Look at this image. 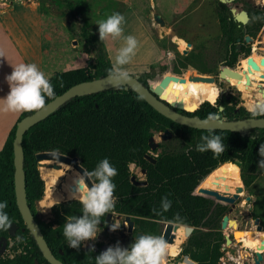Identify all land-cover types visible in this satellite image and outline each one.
Returning <instances> with one entry per match:
<instances>
[{"label":"trees","instance_id":"16d2710c","mask_svg":"<svg viewBox=\"0 0 264 264\" xmlns=\"http://www.w3.org/2000/svg\"><path fill=\"white\" fill-rule=\"evenodd\" d=\"M67 7L74 12L75 7L71 5ZM219 8L217 18L220 37L227 50L224 66L233 68L240 54L236 51V39L241 37V28L233 20L225 5L220 4ZM257 10L259 13L257 17H260L257 27L258 31L263 33L262 40H264V11ZM88 29V23L84 22L82 34L94 39V34ZM248 53L249 51L246 55ZM250 58L257 66H261V58L254 56ZM189 59L190 57L186 56L183 61H189ZM111 67L110 62L99 53L94 63L86 69L70 70L54 75L49 82L54 88L55 96L45 97L46 104L73 85L108 75ZM146 75L144 73L143 77H139V81L145 87L149 85L163 100L175 107H187L188 110L193 106L182 104L183 93L177 82L172 81L169 85L168 78L149 81L146 80ZM175 111L190 117L198 116L200 119H205L209 113H216L226 121L264 118V116H253L243 107H238L237 99L229 95L219 96L214 104L202 103L194 113H186L177 109ZM31 113L20 114L0 150V202L7 201L8 207L5 211L12 224L18 226L16 235L22 238V242H25L32 256L31 258L26 256L23 264H32L34 258L37 261L42 259L38 247L28 230L25 229L18 212L13 186L12 142L14 132L16 124ZM166 130L170 132L171 138L158 145L161 152L156 163L150 165L144 160L149 139L153 136V132H165ZM261 132L264 130L251 129L245 133H232L218 130L204 131L181 126L158 114L137 94L130 89L125 90L122 86L75 97L60 106L49 117L34 125L23 136L26 201L53 255L63 264H87L86 260L91 251L69 248L63 236L65 220L76 217L82 209L81 203L77 201L78 198L53 205L51 212L54 218L50 223L42 222L36 216L35 205L43 197L44 185L40 179L35 155L39 152H58L69 157H77L87 172L95 170L97 165L107 158L110 164L117 169L118 174L113 178V183L116 185L114 197L119 199L120 204H123L126 214L143 217L151 222H169L212 230L210 232L194 231L188 243L198 244L199 241L195 237L221 236L216 229L219 227L224 211L218 207L212 210V201L194 194L193 191L204 178L199 189L207 190L216 185L220 179L215 177V169L219 165L233 163L237 159H251L254 156L252 149L255 147L252 142L264 139L263 136L258 137L257 135ZM205 135H220L224 144V152L216 156L210 151L205 153L196 151V146L202 142L201 137ZM128 163H136L147 169L146 186H134L133 190L130 189ZM73 174L77 181V174ZM163 197L171 201V207L167 212L161 208ZM153 209L156 211L154 212ZM155 224L157 225L158 222ZM8 236V231L0 230V238ZM185 251L191 250L187 248ZM204 251L217 252L218 249H205ZM42 261L45 262L44 259Z\"/></svg>","mask_w":264,"mask_h":264},{"label":"rangeland","instance_id":"374dc122","mask_svg":"<svg viewBox=\"0 0 264 264\" xmlns=\"http://www.w3.org/2000/svg\"><path fill=\"white\" fill-rule=\"evenodd\" d=\"M14 1L15 31L13 32L11 26L9 30L13 32L15 44L28 64H36L45 73L48 80L56 74L88 68L94 63L99 53L112 65L119 48L124 45L123 37L128 35L136 37L138 47L131 63L125 66L126 70H147L129 74L143 77L142 75L146 73V80L149 81L168 78L169 85L174 76L184 77V84L177 82L182 93L183 90L186 91V82L189 81L190 75L217 78L227 57L224 41L220 37L217 18L220 12V3L217 0H55L58 14L56 19L53 18L54 26L52 28L45 25L46 20H38L37 11L26 9L18 4L19 2L30 4V1L33 0H0V3ZM40 2L44 3L45 0H40ZM69 5L75 7L74 12L67 7ZM223 5L229 11L233 9L235 14L243 11L252 19L250 21L252 26H256L259 22L258 19H254L259 14L257 9L264 11V0H234L232 3L228 2ZM117 12L125 17V22L122 25L123 36L116 40L108 38L103 42L100 41L98 22ZM78 14L79 16H77ZM153 15H158L162 19L163 27L154 22ZM231 15L233 17V14ZM0 20L3 24H9L6 17H0ZM84 22L88 23V30L94 34V39L89 35L82 34ZM77 27L80 29L78 30ZM247 33L252 35V32L247 31ZM175 38L186 42L184 49L179 48ZM254 47L257 50H250L247 58L251 56L264 58V50L260 51L259 45H254ZM186 56L190 57L189 61H183ZM241 59L242 56L238 58L234 70H238L239 66L237 65ZM247 65L245 60L241 61L243 70ZM263 74L264 71L261 70L253 71L250 76H255V80L253 85L251 84V89L245 92H239L240 90L226 81H217L211 84L217 86L221 91L219 96L232 95L237 99L239 105L252 112L253 105L264 102V78H259ZM165 140L167 138L164 132H153L152 141L148 145L145 155L154 157L160 150L158 145ZM153 147L155 148L152 149ZM40 161L45 162L44 170L39 167ZM40 161L36 163L40 179L43 181L44 193L40 199L41 202L36 203L35 209L37 218L46 223L50 219L49 210L53 205L77 200L70 198L69 193L73 192L71 189L76 186L73 173L77 176L79 173L71 165L57 161ZM137 180L144 181L145 173L140 172ZM226 180L222 181L231 184ZM135 182L132 181L130 189L133 190ZM135 189L137 190V188ZM230 191L233 192V190ZM194 194L202 195L199 193V186ZM62 197L64 200H59ZM255 216H258L257 213L226 211L220 222L221 235L225 237L233 235L240 238L237 231L245 232L248 234L246 243L253 246L254 241L250 235L254 234L258 239V232L255 231L252 222ZM262 219L264 222V213H262ZM233 223L237 226L236 228H232ZM173 228H175L174 232L177 228H182L185 235L180 240H176L185 241L188 237L185 229L176 225ZM262 230L264 231V227ZM103 241L105 244L108 243L106 239ZM177 241L173 240L171 243H167L175 247L170 248L171 251L167 248L166 251L175 252L179 247ZM82 244L85 245L86 241ZM249 253V257L252 258L253 251Z\"/></svg>","mask_w":264,"mask_h":264},{"label":"clouds","instance_id":"9594fccd","mask_svg":"<svg viewBox=\"0 0 264 264\" xmlns=\"http://www.w3.org/2000/svg\"><path fill=\"white\" fill-rule=\"evenodd\" d=\"M254 19H260L255 17ZM125 17L120 13H113L105 20L98 22V32L100 41L108 38L113 40L123 36V23ZM124 45L119 48L112 67L109 69L108 78L114 85H119L128 78V71L125 66L131 63L138 47L135 36L123 37ZM0 57L3 53L0 52ZM12 72L5 77L9 85L8 95L0 99V110L4 112L23 113L35 112L43 109L46 99L55 96L54 88L47 79L45 73L34 63H20L11 66ZM253 116H264V102L253 105ZM221 121L220 115L209 113L202 121L206 128H214ZM201 143L196 146V151L200 153L212 152L218 156L224 152V144L220 135H205L201 137ZM257 166L264 169V144L258 147ZM118 174L109 160H102L95 170L78 174L73 198H78L82 205V215L70 217L63 225V236L67 241V246L79 250L85 241H93L98 236V225L101 218L111 213L114 209V191L116 185L113 178ZM91 182L88 187L87 182ZM8 207L7 201L0 202V230L8 231L12 227V221L5 209ZM171 207V201L163 197L161 208L167 212ZM155 212L156 210L153 209ZM159 214V213H158ZM120 225L113 223L111 231L119 229ZM100 233V232H99ZM17 240L22 238L17 236ZM168 244L160 237L153 235H143L135 239L130 250L121 247L119 243L109 246L105 251L95 257L96 264H166ZM94 251V247L91 248Z\"/></svg>","mask_w":264,"mask_h":264},{"label":"flooded vegetation","instance_id":"af4514ba","mask_svg":"<svg viewBox=\"0 0 264 264\" xmlns=\"http://www.w3.org/2000/svg\"><path fill=\"white\" fill-rule=\"evenodd\" d=\"M250 21H252V19L248 17V21L245 24L238 23L239 27L241 28L240 30L241 37L236 39V51L240 52L238 58L242 56V59L239 61L237 65L239 67L238 70L236 71L242 75V79L245 77L246 74L244 73V70L241 66V61L243 60L246 61V58L248 57V55H246V52L247 51L250 52V50L256 51L257 49L254 47V45H259L258 49L260 51L264 50L263 49L264 40H262L263 33H259L258 32L259 29L257 27L258 25L252 26ZM248 26H249V30H248ZM247 31L252 32V35L250 34L248 35ZM246 37L249 38V41H246ZM238 58H237V62H238ZM253 71L255 70H252V72ZM217 80H218V75L217 78H215L216 82ZM254 80H255V76H252L251 79H249L250 82H254ZM238 107H243V106L239 105L238 103ZM257 135L258 137L260 136L264 137V132L258 133ZM252 143L255 145V147L252 149L254 156L251 159H239V160L237 159L233 163H225L219 165L215 169V177H217L220 180L217 181L216 185H214L211 189H207V190L215 192L221 198L233 200L231 202H228V201L218 200L215 197L208 198L213 203L211 209L213 210L217 207L223 209L224 211L223 216L226 213V211L229 210L257 213L258 216H255L252 219L253 227L256 231L257 225H255V220H258V226H260L261 228L264 227V222L262 219V213H264V182H263L264 169H261L257 166V160L259 159V157L257 156L258 147L260 144H264V139H259ZM159 149H160L159 152L154 157H149L148 160L145 159L146 155H144V160L147 161L148 164L154 165L156 163V159L158 158L161 152L160 147ZM79 165L81 166L80 162ZM127 168L129 173L128 175L129 184H131L130 178L134 177L136 181L137 176L140 174L141 171H145V179H146V173L148 174L146 168H142L136 163H128ZM220 168H223L222 171H218ZM222 180L229 181V183L231 184H228L227 182ZM137 181H141V180H137ZM195 190L193 191V193L195 192ZM230 190H233V192H231ZM114 199H115L114 209L111 211V213L101 218L102 222L98 225L100 229L98 230L97 238L93 241H86V244L85 245L82 244L80 247L84 251H91V248L94 247V251H91L88 254L87 257L88 259L86 260L87 264H96L95 257L98 256L101 252L105 251L109 246H115L117 243H119L121 247L128 248L130 250L135 239L138 238L137 237L138 234L142 236L153 235L160 238L163 237L165 231L164 223L160 224L159 221L151 222L143 217L128 215L124 212L123 204H120L119 199L115 197ZM49 213H50V219L46 223H50L54 218L51 212V208L49 210ZM80 215H82V209L77 214V216ZM221 219L219 221V227L218 229H216L218 233H220ZM156 222H158L157 225L155 224ZM113 223L120 225L119 229H117L114 232L110 230ZM233 225L235 224L233 223ZM233 225L232 228H234ZM15 226L16 228L14 234L12 236H8L7 238L4 237L5 238L4 250H1L3 244L1 243L0 245V264H7V263L23 264L25 262L26 256H28L29 258L32 257L31 254L28 252L25 242H22V239L21 240L16 239L18 226L16 224ZM193 228L194 229L192 233L198 230H201L203 232L212 231L204 228H195V227ZM174 229L175 228L172 229L171 233L175 236L176 239ZM192 233L185 239V241L179 242V247L177 248V251L167 252L165 257L166 264H187V261L193 264H257L259 249L257 255H255L256 248L254 245L252 246L249 245V243H246L248 234L245 232H242V236L240 238H236L233 235H228L226 237L223 235L198 236L195 237V239L199 241L198 244L194 242L188 243ZM250 236L252 238L255 237L254 234ZM105 239L108 242L106 244L103 241ZM258 243H259V239H258ZM102 246H105L106 249H103ZM187 248H189L191 251L186 252L185 250ZM214 248H217L218 251L217 252L204 251L205 249H214ZM252 251H253V256H251L252 258H250L249 252ZM8 253L10 254L8 255ZM55 258L58 259L57 257ZM42 259L37 261L34 258L32 264H48L46 261H45L46 263L43 262ZM262 264H264V258L262 259Z\"/></svg>","mask_w":264,"mask_h":264},{"label":"water","instance_id":"95a60500","mask_svg":"<svg viewBox=\"0 0 264 264\" xmlns=\"http://www.w3.org/2000/svg\"><path fill=\"white\" fill-rule=\"evenodd\" d=\"M220 4H226L225 0H217ZM234 0H228L229 3H232ZM231 14H233V20L239 24H245L248 21V16L242 11L239 13H234V10L232 9ZM153 20L156 24L163 27L164 22L158 15H153ZM83 24V23H82ZM80 28L78 27V30ZM246 41H249V38L246 37ZM186 53V52H184ZM247 64L250 66L249 72H252V70H258L257 64L252 61L251 58L246 59ZM260 65L264 66V58H261ZM232 78L237 81L242 80V75L237 72L234 69H231L229 67H222V69L219 71L218 74V80L217 81H226V79ZM247 81H249L248 77L246 78ZM189 81L193 82H205V83H216L215 78L211 76H202V75H190L188 77ZM174 82H178L181 84L185 83L184 77L174 76L173 77ZM118 86H122L125 88V90L130 89L132 92L137 94L141 99L144 100V102L149 105L154 111H156L158 114L163 116L164 118L172 121L175 124L186 126L189 128L197 129V130H204V131H228L232 133H245L248 130L251 129H262L264 130V118H249L244 120H236V121H226L225 119H221L218 126L214 128H206L203 126L202 121L204 119H200L198 116H188L181 113H178L175 111L182 110L186 113H194L196 112L201 104L197 105L196 108L188 112L184 109L177 108L170 104L169 102L163 100L155 91L152 89L149 85L148 87H145L140 81L139 77L134 76L132 74L128 75V78L124 81H122L119 85H114L108 78V75L92 80L87 82H81L76 85H73L69 89H67L62 94L56 96L54 99L49 101L45 107L39 111L32 112L28 116L23 117L17 124L16 129L14 132V138L12 142V148H13V166H14V175H13V186H14V196H15V203L18 209V212L21 216V219L25 225V229L28 230L29 234L32 236L36 246L38 247L43 259L48 264H63L58 259L55 258L53 255L51 249L48 247L40 228L37 224V222L34 219V216L32 215L30 208L26 201V192H25V173H24V154L22 149V139L23 136L26 134V132L32 128L37 123L43 121L47 117H49L52 113H54L60 106L65 104L67 101L75 98V97H82L89 94L98 93L104 90H109L112 88H116ZM209 104H214L215 101L212 103L207 102ZM166 138L170 139L171 135L168 130L165 132ZM152 141V137L149 139V144ZM153 147L152 149H154ZM145 159H149L148 156H145ZM36 162L40 160H47V161H57L61 162L67 165H71L78 173L83 175V172H86L83 167L79 165V160L77 157H69L66 155H62L58 152H39L35 155ZM135 181L134 177L130 178V182ZM88 187H91V182H87ZM74 188L72 187V191L74 192ZM240 191V189H239ZM199 193L202 194L200 196L211 198L215 197L218 200L233 201L232 199H224L219 197L215 192L206 190V189H199ZM160 224H169V225H177L169 222H160ZM256 226V232H258V247H259V254L257 257V264H262V259L264 258V231L260 226H258V220H255ZM181 226V225H179ZM234 228H236L235 225H233ZM185 229L188 236L192 233L193 227L190 226H181ZM16 226L12 224V227L8 230V235L12 236L15 232ZM240 232L237 231V235H239ZM142 236L138 234V238ZM3 244L2 249L4 250L5 246V238H0V245ZM103 249H106L105 246H102ZM187 264H193L189 261H187Z\"/></svg>","mask_w":264,"mask_h":264},{"label":"crops","instance_id":"0c3cea01","mask_svg":"<svg viewBox=\"0 0 264 264\" xmlns=\"http://www.w3.org/2000/svg\"><path fill=\"white\" fill-rule=\"evenodd\" d=\"M18 4L26 9L37 11L39 14L38 20H46L45 25H47V27L52 28L54 26L53 18L56 19L58 14L56 12L57 7L55 6V0H45L44 3H41L40 0H33L30 1V4H23L21 2ZM77 16H79V14ZM0 17L8 18L7 21L9 22V24H3L0 20V52L3 53V57H0V99H3L9 93V85L6 82L5 77L11 74L13 70L11 66L14 67L20 63L28 64V62L15 44V40L12 36L15 31V1L10 3H0ZM10 26L13 32L9 30ZM146 71L147 70H128V73ZM0 108H2V105H0ZM20 114L21 113L4 112L0 110V150Z\"/></svg>","mask_w":264,"mask_h":264},{"label":"bare ground","instance_id":"6f19581e","mask_svg":"<svg viewBox=\"0 0 264 264\" xmlns=\"http://www.w3.org/2000/svg\"><path fill=\"white\" fill-rule=\"evenodd\" d=\"M225 3L228 4V0H225ZM175 42L176 44L179 46L180 49H184L185 48V43L182 39H179V38H175ZM258 70H261V71H264V67L263 66H258L257 67ZM247 71V72H245ZM257 71V70H255ZM244 73L246 74L245 77L240 81H235L233 80L232 78H228L226 79V83L236 87L238 90H240L241 92H245L246 90L248 89H251V83L253 82H250V81H247V77L248 79H251V73L252 72H249V65L246 66V68L244 69ZM248 75V76H247ZM260 79H263L264 78V74L263 75H260L259 76ZM264 80V79H263ZM262 81V80H260ZM187 87H186V91L183 90V94L181 96V102L183 105L185 106H188V105H193L189 110L187 107H178L176 106L177 108H180V109H184L188 112H191L193 111L197 105L203 103V102H210L212 103L213 101H215L221 91L218 89L217 86L211 84V83H205V82H193V81H187ZM253 85V84H252ZM263 86V85H262ZM244 96V94H243ZM242 96V97H243ZM255 98V97H254ZM258 100V99H257ZM44 163L45 162H39V167L41 169H43V166H44ZM59 164V163H58ZM50 165V164H49ZM47 170V167L45 168ZM44 170V169H43ZM52 170V169H51ZM60 170V169H59ZM58 170V171H59ZM49 171V170H48ZM142 173H145V171H141ZM65 173V172H64ZM46 174V172H45ZM49 174V173H48ZM55 175V174H54ZM64 175V174H62ZM69 176V175H67ZM58 177V176H57ZM61 177V176H60ZM67 178V177H66ZM65 178V179H66ZM53 179V178H52ZM70 179V178H69ZM68 180V179H67ZM52 181V180H50ZM54 181V180H53ZM52 181V182H53ZM65 181V180H64ZM55 182V181H54ZM48 183H51L48 181ZM69 183V182H68ZM134 185L136 187H144L147 185L146 181H137L134 183ZM72 190V189H71ZM52 194V193H51ZM60 194V193H58ZM48 196V195H46ZM61 196V195H60ZM69 196L70 198H73V192L69 193ZM55 199V198H54ZM53 199V200H54ZM74 199H77V198H74ZM50 200V199H49ZM59 200H64L63 197L60 198ZM57 201V200H56ZM41 202V201H40ZM165 225V231H164V234H163V237L162 239L166 242V243H171L173 240L177 241L176 239H179L183 237L184 232L182 230V228H177L175 230V235H176V239H175V236L171 233L172 232V229L175 225H169V224H164ZM176 226H179V225H176ZM242 236V233H239L238 237H241ZM253 241H254V246L256 248V253L255 255H257L258 253V249L259 247L257 246L258 245V239H257V236L255 235V237L252 238ZM177 241V242H180V241ZM175 247L174 245H171L169 244L168 245V248L170 250V248H173ZM171 251V250H170ZM174 251V250H173ZM177 251V250H176Z\"/></svg>","mask_w":264,"mask_h":264}]
</instances>
